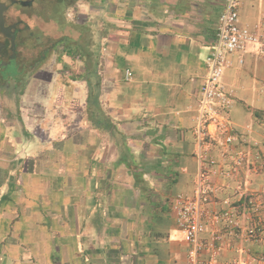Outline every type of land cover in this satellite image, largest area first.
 Segmentation results:
<instances>
[{"label":"crops","instance_id":"1","mask_svg":"<svg viewBox=\"0 0 264 264\" xmlns=\"http://www.w3.org/2000/svg\"><path fill=\"white\" fill-rule=\"evenodd\" d=\"M70 1L72 13L89 7L84 19L63 12ZM78 1L22 17L19 40L37 25L41 41L21 42L13 79L0 70V264H186L189 244L169 201L194 199L203 155L212 167L204 185L210 229L236 237L230 229L262 220L264 61L254 46L223 74L233 91L227 130L209 124L204 140L195 133L224 0ZM238 15L255 29L264 0H240ZM55 22L68 34L82 27L87 40H68ZM59 109L68 122L64 114L59 123ZM36 131L45 136L37 142ZM224 213L234 226L213 222ZM224 249L221 260L244 264L264 256V240H230Z\"/></svg>","mask_w":264,"mask_h":264},{"label":"built area","instance_id":"2","mask_svg":"<svg viewBox=\"0 0 264 264\" xmlns=\"http://www.w3.org/2000/svg\"><path fill=\"white\" fill-rule=\"evenodd\" d=\"M239 4L240 0H224L205 59L206 74L200 88L198 126L195 132L200 140H204L209 124L214 125L220 132L227 130V116L233 91L223 83V74L226 68L231 66L233 57L237 55V63L241 65L243 63L241 54L248 46H254L253 56L264 61V31H260L264 23H260L253 30L248 26H241ZM125 76L129 79L131 73L126 71ZM224 142L232 143L233 139L226 137ZM202 158L204 162L200 164L199 183L194 199L190 200L181 194L170 199L169 205L175 212L179 231L189 244L186 264H227L219 257L225 250L227 240L215 226L211 230L208 224L210 216L205 205L210 199L208 195L211 190H207L204 185H207L208 178L212 175V167L211 163L205 161V155ZM219 219L228 221L230 227L234 226L227 213L213 216L215 224L220 223ZM204 235H207L208 239L204 238ZM203 252L209 253L205 261L201 257Z\"/></svg>","mask_w":264,"mask_h":264},{"label":"rangeland","instance_id":"3","mask_svg":"<svg viewBox=\"0 0 264 264\" xmlns=\"http://www.w3.org/2000/svg\"><path fill=\"white\" fill-rule=\"evenodd\" d=\"M66 1H69V0H65V2ZM96 1H97V6H100V7L104 6L105 7V5H106V3L108 1H110V2L113 3L116 0H96ZM78 2H81V0H79ZM70 4H71V1L66 4V6L64 7V11L63 12H68L69 17L70 18H75L76 21L78 19H80V20L84 19L82 17V13H86L87 14L88 11H86V10L89 8L87 5H85V2L78 4V9H77L78 10V13L77 12L72 13V9H71V7H69ZM62 6H63V3L60 4V9H59L60 11H61ZM109 6L110 5H107L106 9H109ZM75 8L76 7H74V9ZM93 10H95V8ZM95 19L94 18L92 19V21L90 22L91 24H86V26L84 25L85 26L84 28L87 30L90 26H93V24H94L93 21H95ZM66 23H68V22H66ZM66 23L64 24V26H66ZM37 28H38L37 25L32 26V30L27 34V37H26L27 39L21 40V42H23L25 44H28L29 42H31V41H29L30 38H31L32 41H34V40L35 41H41V39H39V37H38L40 34L37 33L38 32V29ZM54 28L56 30L62 31V33L64 32L66 34L65 38H68V40L76 39V36H77V38H79V41H78L79 43L78 44H80L81 41H82L81 35H84L85 34V37H84L85 38V41L87 40V34L88 33H87V31H86L87 34L85 32H83L82 31V27L78 31H71L70 32V33H74V34H70V33L68 34L67 32H65V28H68V27H61L60 24H59V22L58 23L55 22ZM88 32H90V31H88ZM12 37H13V35L11 36V38ZM46 38H48V40L51 39V37H46ZM38 44H39V42H38ZM81 47H83V45H81ZM81 53H83L82 50H81ZM11 57L12 58H10V59H8L6 61L1 60L0 70H1V74L3 76H9L10 78L13 79L15 77L13 66H14V64H16V61H15V58L13 56H11ZM5 62L6 63H10V65H5ZM11 63H14V64H11ZM11 65H13V66H11ZM36 76H37V74L33 75L32 78L33 79H38L39 77H36ZM7 84L9 86V88L8 87L7 88H4V93L12 99L15 96V94H17L16 88H12V86H10L11 85V80H9L7 82ZM1 91H3V90H1ZM61 113H62V111H60V109H59L58 110V113H57L59 123H61L60 116L61 115H64V114L67 115V117L69 118V119H67V117H65L66 122H68L70 120L69 112L67 111V112H64L63 114H61ZM73 128H76V127H73ZM13 132L14 131H12V133ZM72 132H74V129L73 130L70 129V133H72ZM33 137H34V141L37 142V140L43 139L45 136L43 135L42 132L36 131V133H34ZM42 166H43V163H42ZM67 191H70V193L72 192V190H67ZM260 202H261V206L264 208V198L261 199ZM261 219L262 220H260L258 218V220L253 221L252 223L250 222V224H246L244 226L242 224L240 228L238 227L239 230H237V229H230L232 231V234H236V237H233V236H231V235L228 234L227 237H226L227 242H230V240L233 241V242H237L241 238L243 241H245V245H246V241L254 242L256 244L257 242H260V241L264 240V230H262V231L261 230H256V227H258L259 224L262 227L264 226V217L261 218ZM87 223H88V218L85 216L84 225H87ZM60 231H62V230H60ZM74 249H75L76 252H78L79 246H78L77 242H75ZM246 252H247V254H249L248 251H246ZM258 256H260V255H258ZM263 257H252L253 260H251V261L250 260H247V257H242V259L240 261L243 262L244 264H258L259 262L264 261Z\"/></svg>","mask_w":264,"mask_h":264},{"label":"flooded vegetation","instance_id":"4","mask_svg":"<svg viewBox=\"0 0 264 264\" xmlns=\"http://www.w3.org/2000/svg\"><path fill=\"white\" fill-rule=\"evenodd\" d=\"M65 0H0V15L3 19V27H0V63L2 57L7 54L10 59L13 56L17 61V51L21 45L18 32L21 31L22 17L38 16L43 12L47 3L60 5ZM37 18V17H35ZM26 31V29H24ZM13 37L11 38V36Z\"/></svg>","mask_w":264,"mask_h":264},{"label":"trees","instance_id":"5","mask_svg":"<svg viewBox=\"0 0 264 264\" xmlns=\"http://www.w3.org/2000/svg\"><path fill=\"white\" fill-rule=\"evenodd\" d=\"M255 220L254 221H256V220H258V217L256 216L255 218H254ZM248 224H250V222H248ZM256 230H264V226L262 227L260 224H259V226L258 227H256ZM260 257H262V256H260Z\"/></svg>","mask_w":264,"mask_h":264},{"label":"water","instance_id":"6","mask_svg":"<svg viewBox=\"0 0 264 264\" xmlns=\"http://www.w3.org/2000/svg\"><path fill=\"white\" fill-rule=\"evenodd\" d=\"M3 23H4V21H3V19L1 18V15H0V27H1V28L3 27Z\"/></svg>","mask_w":264,"mask_h":264},{"label":"clouds","instance_id":"7","mask_svg":"<svg viewBox=\"0 0 264 264\" xmlns=\"http://www.w3.org/2000/svg\"><path fill=\"white\" fill-rule=\"evenodd\" d=\"M63 3H65V1Z\"/></svg>","mask_w":264,"mask_h":264}]
</instances>
